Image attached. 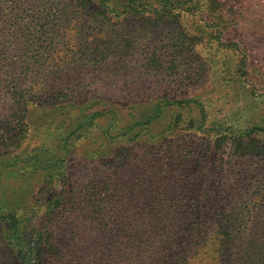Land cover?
Segmentation results:
<instances>
[{
    "label": "rangeland",
    "instance_id": "obj_1",
    "mask_svg": "<svg viewBox=\"0 0 264 264\" xmlns=\"http://www.w3.org/2000/svg\"><path fill=\"white\" fill-rule=\"evenodd\" d=\"M50 1L56 15L43 19L53 25L46 37L62 41L65 61L50 64L42 51L33 66H14L21 51L13 46L2 58L0 49V153L43 152L51 166L41 171L1 154L0 198L10 206L28 193L25 209L40 206L38 224L67 249L57 264L214 263L228 218L238 230L240 212L264 216V149L217 146L230 130L264 139V0H220L233 10L224 17L209 12V0L190 12L148 0L162 4L123 14L96 0L76 10L65 7L72 0ZM34 6L9 10L33 16ZM44 73L82 79L84 95L54 104L35 96L28 86ZM171 157V181L153 178L152 159ZM61 193L47 212V197ZM167 197V214L152 226V204ZM195 217L206 224L201 241L183 234ZM4 253L0 234V264Z\"/></svg>",
    "mask_w": 264,
    "mask_h": 264
},
{
    "label": "trees",
    "instance_id": "obj_2",
    "mask_svg": "<svg viewBox=\"0 0 264 264\" xmlns=\"http://www.w3.org/2000/svg\"><path fill=\"white\" fill-rule=\"evenodd\" d=\"M155 1V0H153ZM148 1V0H96L99 3V8H103L105 11L112 13L120 12L132 13V12H146L155 10L162 4L160 1ZM170 5L180 8L184 11H196L200 10L199 2L196 0H168ZM165 2V0H164ZM27 3L35 4V10L39 15H27L24 13H13L10 11L11 4H14V8H25ZM86 0H72L69 5L65 7L67 10L70 8L76 10L77 6L86 5ZM208 10L211 13L223 12L224 15H230L228 4H223L220 0H209ZM167 4V3H164ZM50 0H0V49L2 58H10V48L14 46L16 51H21L17 54V60L11 62L14 66L23 63L26 68L33 66V59H40L42 51H46V56L49 55L50 64L53 61L63 64L65 60V49L60 48L62 41L58 38L49 40L46 37V33L49 32L51 24H45L44 18L55 16L56 14L50 11ZM186 6V7H184ZM84 7V6H83ZM217 8V9H216ZM15 9V10H16ZM41 12V13H39ZM43 14L44 17L41 15ZM21 15V16H20ZM30 18L28 24L25 19ZM33 17V18H32ZM219 18L218 26L222 29L225 28L224 19ZM53 27V25L51 26ZM44 37H46L44 39ZM221 41V40H220ZM221 43V42H220ZM232 44H228L230 47ZM239 46V44H237ZM228 47V48H229ZM61 50H60V49ZM59 50L62 54H55ZM217 50H223L222 46H219ZM3 53V55H2ZM46 58V57H45ZM42 66L47 71L48 66L44 64ZM11 73L14 71L11 70ZM45 74V73H44ZM29 92L34 93L35 96L41 95L48 97L49 103H58L61 99H66L70 96H76L77 98L84 95L86 83L82 79L77 80H54L50 73H46L45 76L40 77L36 83L28 86ZM186 102L192 104L191 101H178V103ZM194 103H197L194 101ZM34 105H38L37 101H33ZM202 114L206 117V112L203 105ZM263 132H259V135ZM264 134V133H263ZM25 134L21 135V138L25 139ZM258 136V135H257ZM262 135H260L261 137ZM264 136V135H263ZM264 138V137H262ZM262 140L256 136L248 134H242L238 136L234 131H228L222 133L217 139V146L223 143H228L234 147L235 151L258 153L264 149V145L261 144ZM65 150V149H64ZM2 153H0L1 155ZM11 154L9 159H14L17 162H23L26 165L33 166L37 170L49 171L51 165H43L41 157L45 156L43 152H37L33 155L18 154L12 150L6 151L2 155ZM14 155V158L11 156ZM152 159V174L153 178H163L167 182H170L173 178L172 171H176L172 165L176 163L174 157L171 159ZM51 162V159H49ZM50 176H53L51 172H48ZM53 178V177H52ZM30 192V190H27ZM45 192V191H44ZM65 193L54 194L47 197L49 199L46 204V211L54 213V207H57L61 199H64ZM28 193L25 195H18L15 199V203L7 206V202L0 198V234L1 238L5 240L6 250L8 253L2 254L1 257L5 260V264H57L58 257L65 258L67 249L61 245V241L57 237H52L47 234L43 228L38 224V219L41 216L42 210L37 205L34 209H25V203ZM229 198H233L231 193ZM171 198L167 197L164 202L152 204L149 217L153 219L152 226H157L160 221H163L164 216L167 214L166 204L170 202ZM230 205V204H229ZM223 210V209H222ZM178 214V213H177ZM240 219V226L238 230L234 228L235 217L228 218L224 225V231L222 234V243L220 247V253L217 254V258L212 264H264V216L260 221H255L252 215L243 211ZM204 215V214H203ZM178 218V217H176ZM200 218V217H199ZM199 219L195 217L191 223H188V227L183 231L187 233L193 239L198 237L203 229L204 222L200 218L201 223H198ZM144 229H153L149 227V224L144 226ZM202 231V230H201ZM196 234V235H195ZM47 235V236H46ZM200 238V236H199ZM195 240V239H194ZM203 240L200 238V241ZM75 245H72L74 248ZM146 248V247H145ZM146 250V249H144ZM143 251V250H142ZM199 253V251L197 252ZM196 253V254H197ZM58 256V257H57Z\"/></svg>",
    "mask_w": 264,
    "mask_h": 264
}]
</instances>
